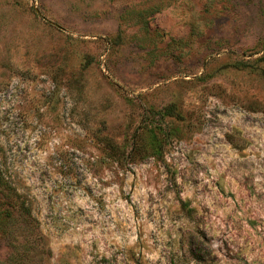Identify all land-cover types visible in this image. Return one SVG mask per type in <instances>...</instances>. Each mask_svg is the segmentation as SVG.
Returning <instances> with one entry per match:
<instances>
[{
  "label": "rangeland",
  "instance_id": "rangeland-1",
  "mask_svg": "<svg viewBox=\"0 0 264 264\" xmlns=\"http://www.w3.org/2000/svg\"><path fill=\"white\" fill-rule=\"evenodd\" d=\"M0 168V264H264V0H0Z\"/></svg>",
  "mask_w": 264,
  "mask_h": 264
},
{
  "label": "trees",
  "instance_id": "trees-1",
  "mask_svg": "<svg viewBox=\"0 0 264 264\" xmlns=\"http://www.w3.org/2000/svg\"><path fill=\"white\" fill-rule=\"evenodd\" d=\"M164 114H168V110H166L164 113H162V115H164ZM147 131H148V134L151 138L150 145H149L148 149H152V150L149 151L148 154H146V155H154V153H157V151L160 149V142L158 140V136L155 134V128H149ZM111 145H112L111 147L114 148L113 150L115 151V153H118L119 150H116V149H119V146L116 144H111ZM7 190H9L8 182L6 181V178H5L3 172L0 168V195L2 197H4V196L7 197V195L4 192ZM7 199H8V197H7ZM10 215H11L10 211L9 212H6V211L0 212V222L2 223V220L5 219L6 217L10 218Z\"/></svg>",
  "mask_w": 264,
  "mask_h": 264
}]
</instances>
